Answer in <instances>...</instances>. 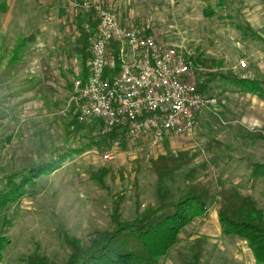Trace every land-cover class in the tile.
<instances>
[{"label":"rangeland","instance_id":"rangeland-1","mask_svg":"<svg viewBox=\"0 0 264 264\" xmlns=\"http://www.w3.org/2000/svg\"><path fill=\"white\" fill-rule=\"evenodd\" d=\"M72 2L0 0L6 5L0 15V195L21 194L0 210V236L8 240L1 264H28L32 255L64 262L73 245L85 246L113 227L115 208L122 221H132L155 203L159 189L179 197L181 177L192 170L214 190L239 187L264 211V190L257 187L264 183L251 185L246 164H264V100L222 80L232 73L264 88V0H114L124 25L147 28L162 43L183 42L205 64L196 66L199 81L215 78L206 93L211 104L192 136L127 143L108 160L95 144L103 134L98 122H78L71 103L81 75L74 49L80 12ZM180 155L189 160L174 183L159 181L153 164ZM48 164L53 171L41 174ZM215 211L213 200L160 264H194L198 239L205 241L198 264L251 263L246 242L225 236Z\"/></svg>","mask_w":264,"mask_h":264},{"label":"built area","instance_id":"built-area-1","mask_svg":"<svg viewBox=\"0 0 264 264\" xmlns=\"http://www.w3.org/2000/svg\"><path fill=\"white\" fill-rule=\"evenodd\" d=\"M72 6L93 11L97 20L87 78L78 76L73 85L78 122H98L103 134L123 127L129 143L192 136L211 98L197 89L198 69L184 43H162L147 28L124 25L114 0ZM119 147L115 141L102 158Z\"/></svg>","mask_w":264,"mask_h":264},{"label":"trees","instance_id":"trees-1","mask_svg":"<svg viewBox=\"0 0 264 264\" xmlns=\"http://www.w3.org/2000/svg\"><path fill=\"white\" fill-rule=\"evenodd\" d=\"M5 10L6 5L2 3L0 15ZM74 24L79 32L74 49L80 60V77L85 80L88 75L87 64L91 57V41L97 28V20L93 11L80 12L74 19ZM22 48L21 41L13 51L14 56L8 60L10 62L8 65L13 67L18 63V54ZM192 60L196 66L205 65L198 58L192 57ZM206 76L209 77L208 80L199 81V77L197 78V89L205 95L210 77L215 78L212 74ZM222 78L238 84L242 91L256 94L264 100V88L255 80L238 79L232 73ZM99 139L95 144L101 151L110 149L115 141H120L123 148L129 143L125 128L119 126L102 134ZM188 160L185 155L160 160L153 164L152 172L159 181L169 180L174 183L173 175L185 166ZM246 164L250 170V181L264 183V164L253 159L247 160ZM39 171L41 174L52 172V164L46 165ZM196 174V170H192L182 175L181 181L185 187L177 198L171 189H159L155 203L138 212L132 221H122L115 208L112 214L113 227L108 231L98 232L85 246L73 245L68 259L64 262L53 263L44 257L32 255L28 259V264H160L177 244L182 231L206 215L208 206L213 200L218 204L217 218L222 233L246 242L256 262L264 264V211L258 201L251 194H243L236 186L230 185L214 190L210 182L196 180ZM16 193L11 191V194L0 195V210L21 195L20 193L15 195ZM204 242L203 239H198L192 247L194 264L199 263ZM7 243L6 237L0 236V264Z\"/></svg>","mask_w":264,"mask_h":264},{"label":"crops","instance_id":"crops-1","mask_svg":"<svg viewBox=\"0 0 264 264\" xmlns=\"http://www.w3.org/2000/svg\"><path fill=\"white\" fill-rule=\"evenodd\" d=\"M201 116V115H200ZM260 182V181H259ZM259 182H251V185L253 186V187H255ZM258 187V189L259 188H262V189H259L260 191H262V190H264V184L263 185H261L260 187H259V185L257 186ZM256 187V188H257ZM256 188H254V189H256ZM263 195H264V193H263ZM207 214V213H206ZM215 215L217 216V212L215 211ZM212 217V216H211ZM185 230V229H184ZM248 250H249V252H250V249L249 248H247ZM251 253V256H252V259H251V263H249V264H258L257 262H256V259H255V257H254V255H253V253L252 252H250Z\"/></svg>","mask_w":264,"mask_h":264}]
</instances>
